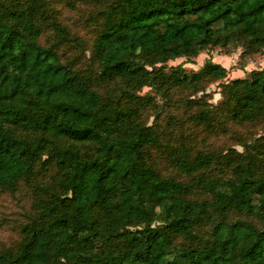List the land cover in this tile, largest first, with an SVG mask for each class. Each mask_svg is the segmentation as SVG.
<instances>
[{
    "label": "trees",
    "instance_id": "obj_1",
    "mask_svg": "<svg viewBox=\"0 0 264 264\" xmlns=\"http://www.w3.org/2000/svg\"><path fill=\"white\" fill-rule=\"evenodd\" d=\"M45 1L0 0V189L23 182L33 194L0 264H264V134L232 129L264 120V68L221 83L212 106L190 95L224 79V66L167 64L214 47L264 53V0H87L103 11L96 75L61 59L63 41L39 43ZM145 86L180 104L185 138L203 128L202 147L165 148V132L141 114ZM220 136L232 142L215 144Z\"/></svg>",
    "mask_w": 264,
    "mask_h": 264
},
{
    "label": "rangeland",
    "instance_id": "obj_2",
    "mask_svg": "<svg viewBox=\"0 0 264 264\" xmlns=\"http://www.w3.org/2000/svg\"><path fill=\"white\" fill-rule=\"evenodd\" d=\"M40 9L38 23L41 25V36L39 43L49 45L63 41L57 47V52L64 62H69L77 70L89 71L94 75L98 71V64L93 59L91 48L92 42L98 31L102 28L103 17L102 9L98 3L87 0H46ZM58 22L66 28L64 37H59L52 28L53 21ZM242 49L236 46L214 47L202 51L197 57L188 59L177 58L168 61V66L183 64L187 70L197 71L208 58L224 66L228 73L222 80L206 84L205 90L190 95V98H199L206 94L209 104L216 106L222 99L220 93L221 83H226L238 77H245L250 70L264 68V53H255L251 55H241ZM102 89V88H101ZM137 95L142 96L141 112L147 125L156 124L165 132V138L162 143L165 148L176 146L179 140H188L192 146L190 149L202 147L204 140H208L203 128L197 127V131L188 133L185 138L184 129L186 127L184 110L180 104L174 100L164 99V95L156 92L151 87H143ZM138 105V100L136 101ZM141 108V109H142ZM187 118V117H186ZM241 137L254 138L264 134V120L256 121L245 126H233ZM171 130V132L169 131ZM169 131V132H167ZM171 133H173L171 135ZM204 138V139H203ZM215 144H228L232 142L227 136H220L213 139ZM171 145V146H170ZM239 151L242 147L234 146ZM165 150V149H163ZM152 162L158 170L164 175H175V171L166 158V152L158 149H151ZM154 165V166H155ZM228 173V171H226ZM180 179V178H179ZM183 182L191 183V177H181ZM16 192H10L0 189V250H14L21 240L20 226L29 218L33 211V194L30 188L23 182ZM193 198L202 197L198 192L191 195ZM244 217L238 213H231L230 219ZM199 230L207 233L209 226L202 224ZM181 239H176V244H181Z\"/></svg>",
    "mask_w": 264,
    "mask_h": 264
}]
</instances>
